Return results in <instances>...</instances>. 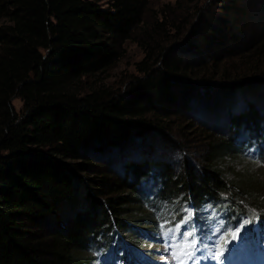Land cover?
<instances>
[{
	"label": "trees",
	"instance_id": "16d2710c",
	"mask_svg": "<svg viewBox=\"0 0 264 264\" xmlns=\"http://www.w3.org/2000/svg\"><path fill=\"white\" fill-rule=\"evenodd\" d=\"M105 1L106 5L97 0H0V264H89L102 252L96 238L112 226L121 230L119 239L133 246L140 236L138 225L152 228L151 235L156 237L162 216L150 208L159 213L163 207L165 213L171 202L189 196L196 201L225 199L227 205H220L231 218L251 208L264 214V166L247 164L233 170L225 159H247L241 155L243 143L238 136H264V112L258 113L251 102L245 109L225 110V136L205 132L197 167L187 163L175 171L164 160L172 142L159 128L165 120L154 109L178 99L185 110L196 81H205L201 90L207 95L214 90L231 92L232 85L226 91L212 84L210 75L192 78L191 60L165 54L166 45L174 40L170 38L181 34L190 21L189 10L199 0H174L160 9V18L144 23L141 16L147 0ZM214 1L225 15L215 22L199 19L191 27V45L211 48L217 40L224 44L219 41L222 29L233 23L228 15L234 21L247 15L235 0L209 3ZM258 2L260 18L249 28L245 51L249 58L259 59L264 58V0ZM182 5L186 18L180 14ZM136 27L140 28L137 42L144 51L135 62L141 75L121 93L103 84L89 85L83 92L85 76L106 67L118 40L129 37ZM171 29L176 32L159 40L160 33ZM16 95L22 100L18 113L9 101ZM156 130L162 144L160 157L129 158L121 175L103 170L95 179L96 190L101 197V192L106 195L95 198L88 188L83 206L79 205L82 201L71 183L80 180L76 170L86 165L84 151L103 152L110 145L108 153H121L126 141L136 144L129 139L135 134L140 136L137 142L142 150L146 137L157 141ZM151 145L143 151L157 147ZM146 182L154 183V190L150 189L154 201L144 207L149 212L141 210L143 198L137 192ZM67 205L71 215L63 216ZM123 214L134 222L120 226ZM46 215L53 219L52 228L31 231V223L46 222Z\"/></svg>",
	"mask_w": 264,
	"mask_h": 264
},
{
	"label": "rangeland",
	"instance_id": "374dc122",
	"mask_svg": "<svg viewBox=\"0 0 264 264\" xmlns=\"http://www.w3.org/2000/svg\"><path fill=\"white\" fill-rule=\"evenodd\" d=\"M97 1L101 5H106L105 0ZM173 1L174 0H147L145 10L141 16L142 22H150L153 18H160V9L167 3L173 4ZM235 1L239 6L245 8L247 15L243 19H235V21L232 19V14L228 15L231 17V21H233V23L231 27L227 26L222 29L223 36L220 37L219 41H223L224 44L218 42V40L215 41V45L211 48H206L204 45L196 46V44H190L192 39H194L191 27L195 26L199 22V19L206 17L207 20L210 19L215 22L214 19L224 14L219 2L214 1L209 3V0H199L196 5L197 7L189 10V12H191V16L189 17L190 21L186 24L184 30L181 31V34H179L176 38H170V40L174 39V42L172 41L173 43H170V40L166 41L167 43L169 42V44L166 45V47L168 46V49L165 50V54L173 56L178 55L183 59H189L192 61V71L190 72L192 78H196L201 74L210 75L213 78L209 80L215 81V83L212 84L220 85L226 91L227 88L232 85L231 92L214 90L208 91L210 95H207L201 90V84H205V81H196L194 86H191V91L187 95L185 110L178 99L165 101L163 104L154 109L156 115L165 120L163 121L164 127L158 125L159 128L162 129L164 134H166L172 142L169 143V145L167 144L169 149L167 158H163L175 171H178L179 168L186 167L187 163L193 165L194 168L197 167V163L199 164V161L202 158V152L204 151L205 132H213L225 136V127L228 117L225 110L231 109L237 111L245 109L247 106L246 103L251 102L258 113L261 114L264 112V58H249L247 55L248 51H245L246 48H248V44H245V42L249 38V28L260 18L259 2L258 0ZM184 7L185 5H182L180 9L182 18H186L184 16L186 14V8ZM139 27L133 29L134 31L131 32L129 37L123 39L122 41L118 40V45L115 48L116 53L112 56V59L106 67L85 76V83L83 84L82 90H86L89 85L96 86L98 84H103L111 91L121 93L131 87L134 77L141 75V73L135 69V62L143 57L144 52L143 47L137 42V38L140 36ZM175 32L176 31L171 29L165 31L163 34L160 33L159 40H161L165 35H172ZM170 45L171 47L169 49ZM249 59H254L253 64L248 62ZM257 60L258 62L256 63ZM220 72L222 73L220 74ZM237 79H242V81L237 83L232 82ZM196 91L198 93H196ZM201 96L204 97L201 98ZM9 101L13 110L18 113L21 108L22 100L16 95L11 96ZM196 120L201 123L199 124ZM201 124L204 126H201ZM221 125L222 127L220 128L219 126ZM213 127H215V130H213ZM156 132L158 142L153 136H148L146 139L142 140L143 143L141 141V144L143 145L142 150L138 148L137 142L140 140V136H136L135 134L130 135L129 139L131 141L134 140L136 144L126 141L123 145V148L125 149H123L121 153L118 151L117 153H108L111 147L110 145L108 147L107 145L104 146V148H106L101 150L104 153L96 151L95 154L90 150L84 151L83 156L87 158L85 161L86 165L84 167L81 166L76 170V173L81 175L80 180H73L71 183L74 188V194L82 201L79 205L83 206L84 192L88 188L90 192L94 194L95 198H102L106 195L101 192L103 195L101 197L99 195V191L96 190L99 185L96 183L95 179L102 173L103 170L121 175L123 172L124 161L129 158L137 159L142 154L150 158L160 157L162 154H159V151L160 148H162V144L159 140L160 133L157 130ZM151 144L157 147L151 149L150 152L143 151L144 149H149L148 146H152ZM114 148L117 149L116 147ZM241 155H245V153L243 152ZM232 158L234 157H225V159L228 160L227 165L231 166L233 170H240L241 167L247 168V164H251L256 167L264 166V163H260L262 160L254 159L251 156H249L248 159L240 157V160L235 161H233ZM237 158H239V156H237ZM78 160L79 158L75 159L76 162ZM229 161L232 163H229ZM221 170L223 172H227L228 168L221 167ZM151 179L152 178L149 180ZM153 186L154 183L146 182L145 186H142L139 190H137L139 196H142L143 198L144 204L140 202L142 211H148L144 208L147 207L145 204L150 205V203L154 201L152 191H150V189L154 190ZM84 201L86 202L85 199ZM63 205L66 204L62 203L61 206ZM61 206L59 208H61ZM172 206H175L176 209H173ZM67 207L68 208L64 210L63 216L66 215V212L68 216V212L71 215L72 208L69 205H67ZM188 207L187 203H183L178 206V202L175 201L173 203L171 202V205L166 208V211L172 213L180 211L189 215V212H186ZM161 209L163 210L164 208L161 207ZM260 216L264 219L263 213L260 214ZM45 218L47 219L46 222L43 220H35V223H31L32 227L30 230L33 232H46L51 229L53 225L52 217L46 215ZM120 219V226H123L121 223H124L125 221L134 222L129 220L128 215L125 214H123ZM138 227L139 229L140 227L143 228V225H138ZM138 231L139 230L136 232ZM139 242L140 241L138 240L137 243ZM254 242L255 243L252 244L248 250L243 252L242 260L238 264H264V253L260 250L257 240ZM153 245L154 243L151 241L145 242L142 245V249H146L148 247L153 248ZM167 247L168 246L165 248L166 250L168 249ZM137 248L141 249L140 245H137ZM160 250L161 245L157 241L155 244V255L156 253L159 254ZM123 255L126 257L128 256L125 251H123ZM187 256L189 255L172 253L168 258H165L159 254L157 259L152 258L150 260V264H180L185 260H191L193 263H197V256L195 253L191 254V259H186ZM124 259L125 257L115 261L113 256L109 259L108 255L104 254L99 255L98 259L90 264H120L124 261L126 263L123 264H131L130 262L127 263V259ZM212 264H216V261ZM223 264H226L225 260H223Z\"/></svg>",
	"mask_w": 264,
	"mask_h": 264
},
{
	"label": "snow or ice",
	"instance_id": "6c2138e0",
	"mask_svg": "<svg viewBox=\"0 0 264 264\" xmlns=\"http://www.w3.org/2000/svg\"><path fill=\"white\" fill-rule=\"evenodd\" d=\"M247 223H251V221H248ZM189 236L192 235V233H188ZM236 237L234 236L233 239ZM196 245V240L193 239L190 242V246L194 247ZM228 247H225V250L223 252H215V251H209L208 254L200 256L198 259H212L216 261V264H223V259L226 255V252L228 251ZM196 251H199V249H196ZM175 258V257H174ZM189 259H191V254H189ZM183 264V262H181Z\"/></svg>",
	"mask_w": 264,
	"mask_h": 264
},
{
	"label": "bare ground",
	"instance_id": "6f19581e",
	"mask_svg": "<svg viewBox=\"0 0 264 264\" xmlns=\"http://www.w3.org/2000/svg\"><path fill=\"white\" fill-rule=\"evenodd\" d=\"M261 217V216H260ZM262 218V217H261Z\"/></svg>",
	"mask_w": 264,
	"mask_h": 264
}]
</instances>
